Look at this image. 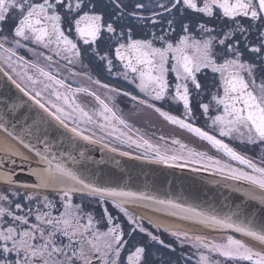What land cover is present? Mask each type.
<instances>
[{
  "label": "snow or ice",
  "instance_id": "snow-or-ice-1",
  "mask_svg": "<svg viewBox=\"0 0 264 264\" xmlns=\"http://www.w3.org/2000/svg\"><path fill=\"white\" fill-rule=\"evenodd\" d=\"M4 69L28 99L0 92V129L35 160L0 148V264H264V219L161 199L69 165L77 138H114L143 149L137 159L199 165L264 203V0H0ZM121 102L228 161L177 138L171 147L139 128L130 135ZM141 204L242 238L164 227L166 242L130 207Z\"/></svg>",
  "mask_w": 264,
  "mask_h": 264
},
{
  "label": "water",
  "instance_id": "water-1",
  "mask_svg": "<svg viewBox=\"0 0 264 264\" xmlns=\"http://www.w3.org/2000/svg\"><path fill=\"white\" fill-rule=\"evenodd\" d=\"M4 72L5 70L0 71V92L10 89L15 96L27 100L28 98L16 89ZM29 103L31 102L29 101ZM17 130L19 131V126ZM4 146L18 150L35 160L34 154L27 147L0 129V148ZM69 150L77 161L75 165L69 161L70 166L86 169L89 173H94L105 180L118 181L122 186L127 185L132 190L148 191L158 198L173 199L179 203L193 205L206 211H214L220 215L237 211L240 208L257 224L264 219V203L249 199L242 191H234L236 187L241 186V182L226 180L213 172L196 171L195 169L200 167L199 165L189 164L187 167H180L178 163L163 164L151 158L137 159L139 156L133 154L123 156L121 155L122 151L111 152L109 148L104 147L103 143L92 144L78 138L76 147ZM80 152H84L83 157L79 155ZM19 163L18 160V165ZM23 175H27V172ZM130 207L140 215L151 218L155 224H160L162 228L175 229L178 227L192 233H226L242 238L241 234L235 233L234 230L210 229L198 221L185 220L182 216H172L167 211H157L154 205L141 204Z\"/></svg>",
  "mask_w": 264,
  "mask_h": 264
},
{
  "label": "flooded vegetation",
  "instance_id": "flooded-vegetation-1",
  "mask_svg": "<svg viewBox=\"0 0 264 264\" xmlns=\"http://www.w3.org/2000/svg\"><path fill=\"white\" fill-rule=\"evenodd\" d=\"M21 55H25L26 58H29V59L33 58L31 54L27 52H21ZM85 63H87V61H85ZM76 70L79 71L80 68L77 67ZM5 71H7V69H5ZM93 71L95 72L96 75H99V77L104 82H108V83L113 82L110 78L106 76L105 73L96 72V70H93ZM89 101H90V98H89ZM119 107L124 110L125 117L129 120V123L133 125V132H131L130 135L135 136V129L139 128L141 130V134L144 135L146 139H149L152 143H163L162 141L159 140V137L160 136L167 137L169 146L171 147H176L174 145H171V140L173 138H177V139H180L182 142L188 144L189 147H195L201 151H207L209 155H213L220 159L228 161L227 157L223 156L222 153L217 152V150H215L214 148H211V146L208 145L207 142L199 140L193 134L188 133L186 130L179 129V127L176 125H171L170 123L164 121L162 117H159L157 114H155L151 110L142 109L139 112L133 113L132 111H130L131 106L130 105L126 106V102H121L119 104ZM174 114H179V111L174 110ZM198 124L200 126H203V120L202 119L199 120ZM103 144H108L110 147H115L122 152H129L137 156L143 155V152H144L143 149L137 148L135 145H128L127 143H120L119 141H116L114 138H109L105 140ZM238 144L239 142H235L234 146H237ZM248 154L253 155L254 158H256L258 161V157H256L254 153L249 152ZM232 163H235V162H232ZM145 227H148L150 230H153L156 234L161 235V237L164 238L166 242H172L173 238L170 237L168 232L164 231V228L161 227L157 231L155 229V223H153L152 225H149L147 223V219L145 220ZM189 233L193 234L192 232H189ZM194 234L207 235L209 239L214 238V237L219 239L220 237L227 235L226 233H211V234L194 233ZM185 250H187V246Z\"/></svg>",
  "mask_w": 264,
  "mask_h": 264
}]
</instances>
